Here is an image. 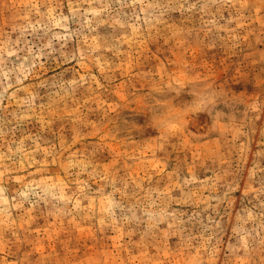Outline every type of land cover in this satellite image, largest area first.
Instances as JSON below:
<instances>
[{"label": "rangeland", "instance_id": "rangeland-1", "mask_svg": "<svg viewBox=\"0 0 264 264\" xmlns=\"http://www.w3.org/2000/svg\"><path fill=\"white\" fill-rule=\"evenodd\" d=\"M0 264H264V0H0Z\"/></svg>", "mask_w": 264, "mask_h": 264}]
</instances>
